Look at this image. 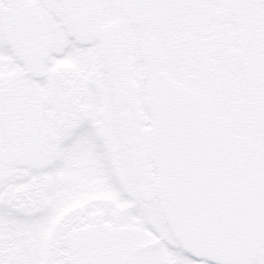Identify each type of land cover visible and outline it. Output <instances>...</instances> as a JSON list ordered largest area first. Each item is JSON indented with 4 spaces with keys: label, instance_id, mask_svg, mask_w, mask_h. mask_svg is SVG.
Masks as SVG:
<instances>
[{
    "label": "snow or ice",
    "instance_id": "1",
    "mask_svg": "<svg viewBox=\"0 0 264 264\" xmlns=\"http://www.w3.org/2000/svg\"><path fill=\"white\" fill-rule=\"evenodd\" d=\"M0 264H264V0H0Z\"/></svg>",
    "mask_w": 264,
    "mask_h": 264
}]
</instances>
